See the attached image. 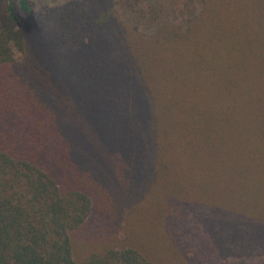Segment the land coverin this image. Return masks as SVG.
I'll return each instance as SVG.
<instances>
[{
	"label": "trees",
	"instance_id": "trees-1",
	"mask_svg": "<svg viewBox=\"0 0 264 264\" xmlns=\"http://www.w3.org/2000/svg\"><path fill=\"white\" fill-rule=\"evenodd\" d=\"M167 1L0 0V264L264 259V0Z\"/></svg>",
	"mask_w": 264,
	"mask_h": 264
},
{
	"label": "rangeland",
	"instance_id": "rangeland-1",
	"mask_svg": "<svg viewBox=\"0 0 264 264\" xmlns=\"http://www.w3.org/2000/svg\"><path fill=\"white\" fill-rule=\"evenodd\" d=\"M180 2H178L177 0H174V2L176 3L175 6L172 9H169V15L171 17H175L177 20L182 21L185 19L187 12L184 10V7H186V3L184 0H179ZM38 12H42L45 8H48V6H54L58 3V0H38ZM172 1L168 0L167 4L171 5ZM185 11V12H184ZM41 33V31L39 32ZM39 36V35H38ZM95 227L93 228L92 226L87 227L86 229H84L82 232H84V236L85 237H90V239H96V242H98V237L96 235H98L97 232H95ZM104 238V237H102ZM78 249L80 250H88L91 248V246L93 247V245H87L85 242H80V244L77 245ZM242 261L247 262L249 264H259V263H263L264 259L262 258H251V259H242ZM232 262L234 263H238L239 261L236 259H232Z\"/></svg>",
	"mask_w": 264,
	"mask_h": 264
},
{
	"label": "clouds",
	"instance_id": "clouds-1",
	"mask_svg": "<svg viewBox=\"0 0 264 264\" xmlns=\"http://www.w3.org/2000/svg\"><path fill=\"white\" fill-rule=\"evenodd\" d=\"M9 47L11 49L13 59L16 61L18 65H23L26 62L27 56H28V50L26 47L22 49H17L15 47V42L10 41Z\"/></svg>",
	"mask_w": 264,
	"mask_h": 264
}]
</instances>
